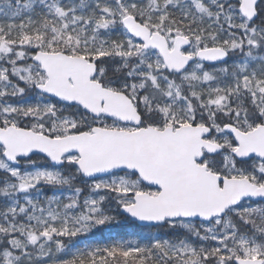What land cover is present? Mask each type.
I'll list each match as a JSON object with an SVG mask.
<instances>
[{"label":"snow or ice","instance_id":"snow-or-ice-1","mask_svg":"<svg viewBox=\"0 0 264 264\" xmlns=\"http://www.w3.org/2000/svg\"><path fill=\"white\" fill-rule=\"evenodd\" d=\"M0 264H264V0H0Z\"/></svg>","mask_w":264,"mask_h":264}]
</instances>
